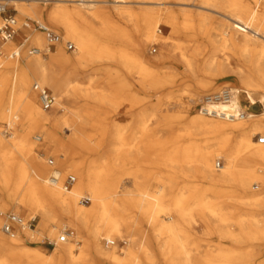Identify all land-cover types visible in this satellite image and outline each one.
I'll return each mask as SVG.
<instances>
[{
	"label": "bare ground",
	"instance_id": "obj_1",
	"mask_svg": "<svg viewBox=\"0 0 264 264\" xmlns=\"http://www.w3.org/2000/svg\"><path fill=\"white\" fill-rule=\"evenodd\" d=\"M6 1L22 15L58 26L63 38L76 49L68 52L59 43L46 57L43 52L50 51L49 45L38 33L34 40L39 51L34 56L21 62L0 60V119L7 128L3 131L0 127V191L8 194L14 213L40 218L37 227L21 229L13 237L2 229L0 217V264H89L90 259L91 264H242L249 260L250 252L227 245L202 249L188 228L201 225L206 235L217 234L221 240H264V217L255 214L235 221L224 199V189L232 187L246 198L245 204L264 209V113L227 120L203 115L197 101L191 108L186 104L181 127L171 139L144 143L156 156L163 150L165 162L187 177L207 182L206 187H186L172 195L168 182L155 191L139 183V160L131 156L141 147L135 134L128 139L126 130L114 125L110 139L95 140V134L87 130L88 126L94 128L95 117L82 115L78 101L83 96L123 98L134 105L141 100L137 85L164 89L165 84L173 83L164 69L183 65L196 77L194 93L210 92L223 84L233 89V96L214 103L215 108H243L244 93L250 103L247 110L252 111L257 103L264 104V0H199L196 6L221 13L224 19L215 25L211 17L204 16L195 26L202 34H216L210 52L202 51L199 45L186 47L178 37L180 24L171 4L190 5L195 0ZM51 2L56 5H42ZM69 2L80 6L64 5ZM134 3L153 5L140 12L125 8ZM117 14H127L136 22L137 35L115 27L112 20ZM163 23L174 30L169 39L158 34ZM151 42H159L162 48L149 58L144 49ZM220 52L225 55L220 56ZM111 61L123 67L117 73L114 92L99 88L103 83L100 72ZM233 62L238 69L233 68ZM76 66L88 74L75 79L70 70ZM33 80L53 89L58 111L42 107ZM164 96L178 97V92L172 89ZM67 100L73 105L67 106ZM60 109L63 114L58 113ZM158 119L140 111L133 119V128L147 135L151 122ZM63 126L72 130L69 139L60 135ZM36 132L39 135H33ZM32 135L34 142L36 136L45 137L47 150L62 153L57 154L55 167L38 158ZM255 136L259 140H254ZM218 157L225 159L220 168H216ZM127 162H132L127 175L137 184L136 191L119 190L118 179ZM69 170L77 180L71 190L49 181L51 176L61 179ZM255 184L261 186L260 192L253 190ZM84 195L91 197L90 205L81 201ZM231 223L237 225L238 232ZM68 224L77 229L78 244L72 239L75 231L74 235L69 233L67 241L55 242L50 254L40 246L23 243L26 238L39 239L45 232L56 235L58 230L60 241ZM120 240L126 242L124 247L118 244ZM107 241L116 244L106 247Z\"/></svg>",
	"mask_w": 264,
	"mask_h": 264
},
{
	"label": "rangeland",
	"instance_id": "obj_2",
	"mask_svg": "<svg viewBox=\"0 0 264 264\" xmlns=\"http://www.w3.org/2000/svg\"><path fill=\"white\" fill-rule=\"evenodd\" d=\"M170 2H177V0H170ZM195 4H200L199 0H195L191 2L190 5L188 4H171L172 7L176 11L177 19L179 22V34L178 37L181 38V42L186 45V47H192L195 45H199L205 52H210V46H211V40L217 39L216 34L213 32H210V34L205 35L202 34L199 30H195L197 25H200L203 22V17H211V20L215 21V25H219L220 22L224 21L222 18V14L218 12H214L208 9H202ZM46 6L47 8L53 7L56 5V3L51 2L48 4H42ZM68 7H74V6H80L77 3H66L64 4ZM153 4H137L134 3L130 6H127L125 8L134 10L136 12H140L144 10L145 8H148L147 6H151ZM11 11L13 13L18 14V19L20 23L25 22L27 19H31L34 21H40L47 25H49L53 30H55L58 34H60L63 37V34L61 30H59L58 26H52L51 24L47 23L44 20L38 19L36 17H29L20 14L18 11L15 10V6L13 4H9ZM88 6V5H87ZM107 7L113 8L114 5H108ZM115 27L119 30H126L129 32L130 35H137L135 32L136 22L131 19L129 15H116L114 19L112 20ZM168 29V31H167ZM42 33L38 30L33 31H27L25 29H22V32L16 37L14 41H10L9 44H6L4 46V50L6 52H10L13 49H15L17 46H19L22 42H25V38L28 37V41H26L25 46L22 48V56L18 60L13 61H23L26 60L29 57L34 56L35 54H29V49L31 47H37L35 44L34 37L38 34ZM45 38L47 39V36L42 33ZM159 36H162L164 38H170L174 34V30L172 27H169L168 24L163 23L159 26L158 31ZM167 34V37H165ZM62 45L64 46V50L68 52H72L76 49V47L72 50H69L67 48V42L68 39L63 38ZM47 45H49L50 51L43 52V55L46 57H49L52 55V51L55 50L56 46L52 47L50 46V42L47 39ZM162 48V45L159 42H151L148 43L145 46L144 52L147 55V57L152 58L160 53ZM233 48V47H231ZM234 49V48H233ZM231 49V50H233ZM225 55L224 52H220V56ZM202 63V60L200 62L198 61V65ZM233 68L238 69L236 63L233 62ZM123 67L121 64L115 61H111L109 66L102 70L100 72V78L103 80V83H101V86L99 88H107V90H113L117 85V73L119 71H122ZM168 71L166 73V78L169 79L172 84H165L164 89L155 88V87H142L140 85L136 86V90L141 96V100L139 102H136L134 105L131 104V101L128 99L123 98H108V99H96V98H87V97H80L78 101V105L81 111L82 115H86V117H95L94 121V128L92 126H88L87 130L89 132L94 133L92 137H95V140L103 139L105 138L110 139L112 131L111 127L116 125L120 129H125V136L130 139V136L132 134H135L136 142L141 147L140 149H135L134 153H132V157L137 158L139 160V163L137 164V169L140 171V181L139 183L142 186H147L151 191H155L159 185L162 184V182H168V193L174 194L178 192L180 189L186 188V187H196V188H203L207 186V182L200 177H187L183 173H181L180 170H177L176 167L172 166L169 162H165V156L163 154V150L159 151L157 153L159 156H156L155 153L152 151L151 148H147L144 146L145 142L148 141H154L158 139L162 140H168L171 139L173 134L176 133V130L180 129L181 127V119L180 117H184L186 115V104L191 106H195L196 101L200 102V100L208 93H212L218 90H221L224 87H229L228 85H221L219 88L212 90L210 92H200V93H194L193 87H195L196 83V77L194 74H192L186 67L183 65H178L176 68L172 70H168L167 68L164 69ZM58 71H61L58 69ZM67 71V70H66ZM72 75L74 78L78 79L81 76H84L88 73H84L85 69L76 66L73 67L71 70ZM202 71H198L197 75H201ZM12 76V75H11ZM112 83H108V79ZM36 83L35 80L32 81L33 84ZM49 89L53 91V89L50 86H46ZM176 90L178 92V97H172L167 98L165 97V93H167L170 90ZM106 90V89H105ZM54 92V91H53ZM194 93V94H193ZM241 102L243 104V110L247 111L248 113H255V114H262L264 113V104L257 103L252 111L247 110V107L250 106L249 100L247 98V94L241 95ZM67 106L73 105L71 100H67ZM199 107V105H197ZM58 111V108H55L54 110H50V112ZM140 111H145L147 117H159V121L153 120L150 124V132L149 134H145L144 136L140 134L138 130H134L133 128V119L134 117H137L140 114ZM154 113V116H150L151 113ZM59 114H63L64 110L60 109L58 112ZM156 113V114H155ZM160 125V126H159ZM0 127L4 131L6 128V124L4 120L0 119ZM134 130V131H133ZM108 133V135H105ZM6 135L9 134L8 130H6ZM38 134V132L33 133V135ZM33 135L31 137V140H33ZM60 135L63 139H69L72 136V130L70 128L63 126L62 130L60 131ZM4 137V135H3ZM6 139L9 138L5 137ZM184 139V138H183ZM186 140V139H184ZM254 140H259V137L255 136ZM34 148L37 156H41V158L38 156L39 159L43 160L44 162L48 163V159H53L55 162L53 166L55 167L57 165V154H62L61 152L55 153L53 151L47 150L45 145V137H43V140L41 143L34 142ZM106 149L105 147H103ZM86 157V156H84ZM225 160V159H224ZM132 165V162H127L125 165V169L122 173V175L118 179V184L120 186L119 190H127V191H136L137 190V184H135L134 180L129 178L127 175L128 168ZM76 176V174L73 172V170H69L67 172L62 173L61 179L62 181H65L69 176ZM77 182V180H76ZM255 192L261 191V186H258L255 184V189H253ZM225 197L224 199L227 201L226 209L229 211L230 216L235 220H239L240 218L249 217L251 218L253 215L259 216V218L264 217V209L263 208H255L252 205L245 204L246 198L241 197L240 194L232 190V187H226L224 189ZM91 202L84 204L90 205ZM2 207V208H1ZM0 210L4 211V213L9 214L13 213V207L11 204H9V196L6 193H3L0 191ZM22 215L30 220L32 218H35V226L39 224L40 218L39 217H33V215H28L26 213H22ZM167 218L168 215H165ZM232 226V229L236 232L239 231V228L236 224H230ZM52 227V223L49 225V227ZM67 228L75 231V235L72 237L73 242L75 244H78L79 241H81L78 237V231L77 229L68 224ZM189 232L191 231L192 234L196 237V240L199 241L202 249L210 248L209 246H216L218 244L227 245L229 247L237 248L243 252H250L251 258L242 264H264V240H255V241H249V242H238L236 240L227 238V239H220L217 234H211L206 235L205 234V228L201 225H195L191 228H188ZM59 230L57 231L56 235L51 236L48 232H45L43 235L40 236L39 239H28L26 238L24 240V244L35 247L40 246L42 251L46 254H50L55 248L54 243L55 242H61L58 239ZM34 240H37L39 242H35ZM48 240L52 241V243H49ZM118 244L121 247H124L126 245L125 241H118ZM106 247H110L108 245H105ZM87 263L91 264L93 261L90 259L87 261ZM51 264V263H50ZM102 264H111L109 262H103ZM147 264V263H143Z\"/></svg>",
	"mask_w": 264,
	"mask_h": 264
},
{
	"label": "built area",
	"instance_id": "obj_3",
	"mask_svg": "<svg viewBox=\"0 0 264 264\" xmlns=\"http://www.w3.org/2000/svg\"><path fill=\"white\" fill-rule=\"evenodd\" d=\"M22 29L27 31L38 30L44 33L47 36V39L50 42V46H57L59 43H62L63 37L58 34L55 30H53L49 25L40 22L34 21L31 19H27L25 22L20 23L17 14L11 11L8 1L0 0V60H18L22 56V48L25 46L26 41H28V37L25 38V42H22L15 49L10 51L9 53L4 50V46L10 41H14L16 37L22 32ZM67 48L72 50L75 48V45L68 41ZM39 51L38 47H31L29 49V54H35ZM2 67V63L0 62V68ZM33 88L39 94V99L41 101L42 107L45 110H52L56 107L57 97L54 92L48 87L40 84L34 83ZM234 94L233 89L229 87H224L221 90L206 94L199 102V109L203 115L206 116H215L219 118H224L227 120H237L243 119L248 116V112L243 110V108L239 110L234 109H217L214 107V103L219 101L229 100ZM43 140L42 136H36L35 142L41 143ZM54 160L48 159L49 165L54 164ZM224 158L218 157L216 158V168H220L224 165ZM49 181L53 185H59L65 190H71L73 185L76 182V177L71 175L65 181H62L59 177L51 176L49 177ZM81 201L83 203L91 202V197L89 195H84L81 197ZM0 217L3 219L2 229L8 235L13 237L17 236L19 230L25 228H35V218L30 220L26 219L24 216L16 213L6 214L4 211L0 210ZM69 233L74 235V231L70 229H66V232L61 236L60 241L65 242L69 238ZM49 243L52 241L48 240ZM116 244L115 241H107L108 246H114Z\"/></svg>",
	"mask_w": 264,
	"mask_h": 264
}]
</instances>
